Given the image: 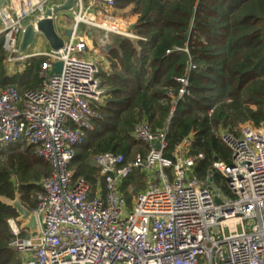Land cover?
Returning a JSON list of instances; mask_svg holds the SVG:
<instances>
[{
  "label": "built area",
  "instance_id": "built-area-1",
  "mask_svg": "<svg viewBox=\"0 0 264 264\" xmlns=\"http://www.w3.org/2000/svg\"><path fill=\"white\" fill-rule=\"evenodd\" d=\"M66 1L22 0L21 9L10 8L0 22L9 67L16 69L31 58L45 59L41 89L24 96L12 87L0 91V150L24 142L53 170L41 182L32 211L40 236L28 239L29 230H22L17 219L8 221L15 237L11 246L21 264H264V125L247 122L239 134L220 133L232 161L217 162L215 170L227 180L233 196L224 199L212 186L221 204L216 203L210 182L193 177L197 161L204 159L191 156L195 133L177 146L173 161L165 158L177 106L189 94L190 71L178 81L179 94L171 96L173 107L164 129L153 133L141 124L133 132L136 141L151 147L146 159L97 156L93 166L104 182L94 192L69 168L85 134L94 133V121L102 119L94 105L105 99L99 75L106 60L99 51L90 59L77 54L89 53L93 33L134 42L149 37L140 34L135 23L114 15L116 0H75L74 11L67 13L73 20L64 29L72 30L65 48L20 56L26 26ZM62 15L56 18L58 31ZM58 63L63 65L59 74L54 71ZM158 142L160 150L154 147ZM136 169H144L149 182L136 194L129 212L121 188Z\"/></svg>",
  "mask_w": 264,
  "mask_h": 264
},
{
  "label": "trees",
  "instance_id": "trees-1",
  "mask_svg": "<svg viewBox=\"0 0 264 264\" xmlns=\"http://www.w3.org/2000/svg\"><path fill=\"white\" fill-rule=\"evenodd\" d=\"M113 13L131 20L149 38L134 42L112 37L99 75L105 99L93 107L102 119L94 121V133L85 134L69 168L94 192L104 182L93 166L97 156L146 159L151 147L132 134L141 124L153 133L164 129L173 107L171 96L179 94L178 81L190 71L189 94L177 106L165 158L173 161L177 146L195 133L191 156L204 159L197 161L193 177L233 197L227 180L215 170L217 162L232 161L220 133L239 134L247 122L264 125V0H116ZM2 45L0 39V91L12 87L24 96L41 89L45 59L31 58L12 75ZM52 172L35 156L34 147L24 142L6 147L0 150V198L14 200L18 193L33 211L40 184ZM148 182V173L136 169L122 184L128 207ZM18 216L0 200V264H21L8 224ZM26 236L23 232L21 238Z\"/></svg>",
  "mask_w": 264,
  "mask_h": 264
},
{
  "label": "water",
  "instance_id": "water-1",
  "mask_svg": "<svg viewBox=\"0 0 264 264\" xmlns=\"http://www.w3.org/2000/svg\"><path fill=\"white\" fill-rule=\"evenodd\" d=\"M12 7L16 11L20 10L22 7V0H0V22L1 18L6 15ZM74 8L75 0H67L63 5H54L51 8H48L44 15L36 17L31 23H29L22 35L19 47L20 56L30 53L31 49L40 37L45 40L51 50L58 52L64 49L66 45V38L72 37V30L67 29L61 35L56 26V18L61 14L72 13ZM107 49L110 51L111 45H108ZM62 66V63H58L54 70L55 73H61ZM154 147L157 150H160V143H155ZM209 189L213 191L216 203L221 204V199L213 190L212 182L209 183ZM0 200L5 205L16 210L19 215L17 222L21 223V229H27L30 232L27 236L28 239H36L40 236V226L37 216L24 206L18 193L16 194V198L14 200L6 197H1Z\"/></svg>",
  "mask_w": 264,
  "mask_h": 264
},
{
  "label": "rangeland",
  "instance_id": "rangeland-1",
  "mask_svg": "<svg viewBox=\"0 0 264 264\" xmlns=\"http://www.w3.org/2000/svg\"><path fill=\"white\" fill-rule=\"evenodd\" d=\"M105 12L110 13L109 11H105ZM114 15H115V14H114ZM115 16H116V15H115ZM119 16H120V15H119ZM61 19H62V25H63V27L60 28L59 31H60V33L63 34V33H64V32H63L64 29H65L66 27H69V26H70V24H71V22H72V20H73V15H71V14H64V15L61 16ZM127 20H128V19H127ZM129 21H131V20H129ZM113 36H117V35H106V34L103 33V34H102V38L97 39L98 41H96V40L93 38V35L90 34V35H89V42L92 44V49L89 50V53H85V54H77V56L80 57V58L90 59V58H91V55H93L94 53H96V52H97L96 50H99V51H100V56H101L102 61H103V60L105 59L106 54L108 53V50L106 49V45H107V44H110V45L112 46V43H113V41H112V37H113ZM105 37H107L108 39H105ZM97 42H98V44L101 43V45H102L101 48H99ZM101 45H100V46H101ZM103 64H104V62H103ZM9 68L12 69V71H11V74H12V75H14V74L18 71L17 69H15V67H11V66H10ZM160 187H161V186H160ZM215 189H217V188L215 187ZM217 190H218V189H217ZM221 195H222V197H223L224 199L227 198V196H226L224 193H222ZM133 209H134V205H132V207H129V208H128V211L131 212V211H133ZM252 224H253V223H252Z\"/></svg>",
  "mask_w": 264,
  "mask_h": 264
},
{
  "label": "crops",
  "instance_id": "crops-1",
  "mask_svg": "<svg viewBox=\"0 0 264 264\" xmlns=\"http://www.w3.org/2000/svg\"><path fill=\"white\" fill-rule=\"evenodd\" d=\"M131 22H132V21H131ZM132 23H133V22H132ZM102 34H103V33H93L92 35H93V38H94L96 41H98L97 39L102 38ZM39 40H40L39 43H37L36 45H34V47L31 49L30 52H35V51H47L48 49H50L49 46L47 45V43L45 42L44 39L40 38ZM97 44H98V42H97ZM100 45H101V43L98 44L99 48L102 47V45H101V46H100ZM91 46H92V44H91ZM96 51H99V50H96ZM99 52H100V51H99ZM104 60H106V59H104ZM10 72H11V71H10Z\"/></svg>",
  "mask_w": 264,
  "mask_h": 264
}]
</instances>
